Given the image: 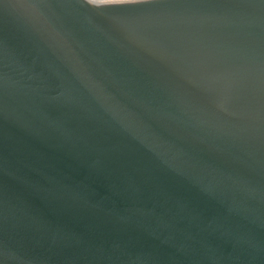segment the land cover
<instances>
[{
  "label": "water",
  "instance_id": "95a60500",
  "mask_svg": "<svg viewBox=\"0 0 264 264\" xmlns=\"http://www.w3.org/2000/svg\"><path fill=\"white\" fill-rule=\"evenodd\" d=\"M0 264H264V0H0Z\"/></svg>",
  "mask_w": 264,
  "mask_h": 264
}]
</instances>
